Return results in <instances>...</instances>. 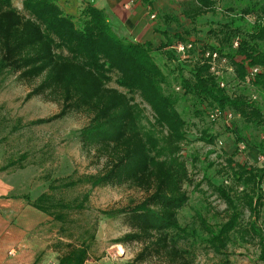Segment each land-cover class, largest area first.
Instances as JSON below:
<instances>
[{
  "label": "trees",
  "instance_id": "obj_1",
  "mask_svg": "<svg viewBox=\"0 0 264 264\" xmlns=\"http://www.w3.org/2000/svg\"><path fill=\"white\" fill-rule=\"evenodd\" d=\"M12 1L0 0V74L9 72L25 82L41 78L24 99L46 97L60 104L57 114L31 124L51 123L73 111L86 113L89 122L80 130L79 141L83 150L93 153L98 162H102L98 173L51 179L48 185L50 193H41L34 201L27 198L30 206L58 225L56 239L47 241V247L57 254L55 264H86L95 241L97 221L87 226H76L70 215L87 209L92 189L125 184L141 189L146 196L142 202L128 209L100 211L107 216H126L130 231L116 243H142V250L137 255L140 261L154 253L166 264H193L186 251L171 239V231L178 224V212L187 202L183 189V185L190 182L187 168L178 158L152 160L138 127L136 106L124 92L107 86L103 76L105 72L116 74L115 82L128 93H138L151 106L157 121L165 123L171 133L177 131V140H182L184 120L175 108L178 97L165 91L169 83L152 56L153 44L149 41L133 43L117 37L104 11L88 3L83 4L77 15L72 17L56 0H21L26 14L15 8ZM141 1L151 15L152 1ZM179 1L181 15L191 23L217 9V0ZM233 1L237 5L242 2L229 0ZM253 2L245 4L239 15L231 16L220 25L217 46H201L202 50H217L229 59L241 55L248 59L250 65H264V48L260 46L264 43V26L247 22L245 27L242 25L247 14L264 17V0ZM226 10L233 11L234 8L227 6ZM160 18L163 25L155 31L161 41L155 50L172 58L171 50L167 49L174 45L173 40L183 44L185 39L177 33L171 35L165 29L173 22L178 23L174 16L163 13ZM235 37L239 43L233 49ZM82 54L92 59L93 64L83 60ZM173 57L176 56L173 54ZM193 57L196 58L187 78L178 69L176 82L181 91L180 98L190 97L198 103L230 108L243 120L264 128L259 109L242 95L230 98L224 89L219 88L202 58L198 59L197 53ZM101 58L106 67L98 63ZM236 70L243 78L245 71L242 66L236 65ZM262 83L264 78L259 77L257 85ZM202 135V140L213 141V136L208 133ZM258 145L264 148V142ZM21 160L16 159L0 167V172L6 167L21 168ZM226 162L252 217L247 233L257 239L258 259L264 263V230L258 225L264 207V168L236 163L232 166L231 158H226ZM221 192L227 198L228 207L234 210L229 192L224 189ZM237 217L233 211L219 227V234L215 237L220 242L225 244L229 234L238 230ZM37 262L36 257L33 264Z\"/></svg>",
  "mask_w": 264,
  "mask_h": 264
},
{
  "label": "rangeland",
  "instance_id": "obj_2",
  "mask_svg": "<svg viewBox=\"0 0 264 264\" xmlns=\"http://www.w3.org/2000/svg\"><path fill=\"white\" fill-rule=\"evenodd\" d=\"M253 1L242 0L241 3L238 2L241 5H237L234 1L217 0L215 12L207 13L191 23L181 15V2L168 0V7L164 8V11L159 10L156 19L153 18L155 21L158 19V26H162L161 14L174 16L178 23L173 22L165 29L171 35L177 33L185 39L183 44L180 43L181 46L191 43L190 49L183 46V51H178L176 47L179 43L176 39L173 40L174 45L167 49L171 50L169 53L172 58L155 50L159 43L153 45L152 52L154 60L169 83L165 89L166 93H173L178 97L175 108L184 120L182 140H177V131L171 133L165 123L157 121L151 106L141 99L138 93H128L117 84L116 74L105 72L103 75L107 86L124 92L136 106L138 127L147 142L152 160L178 158L187 168L190 182L183 185L187 202L178 212V224L171 231V239L186 251L193 264H264L258 259L257 239L247 233L248 223L252 222L250 211L244 204L241 188L231 178L232 170L226 162V158H231L232 166L236 163L251 168H264V162L258 158L259 151L264 150L258 145L259 142H264V128L255 122L243 120L233 112V124L249 145L245 152L239 153L231 144L233 138L223 122L214 123L208 120L207 111L212 106L198 103L190 97L180 98L181 91L176 82L178 69L183 77L190 75L196 50L208 45L217 46V30L220 25L231 16L239 15V10L244 8L245 4H253ZM12 4L22 14H26L22 9L21 0H13ZM157 4L162 8L164 3L157 0ZM227 6L234 10H226ZM242 25L245 27L246 21ZM260 44L264 48V43ZM173 54L176 57H173ZM81 56L83 60L93 64L92 59L83 54ZM98 63L107 66L102 58ZM179 64L181 66L176 68ZM222 70L223 79L227 81L230 91L244 97L251 93L249 88L237 84L233 75L224 68ZM40 80L41 78H38L25 82L9 72L0 74V167L7 166L13 160L23 159L21 168L6 167L0 172L4 185L3 196H16L23 199L27 205L28 200L34 201L41 193H50L48 185L51 179L60 180L71 174H95L102 169V162H98L93 153L83 150L79 141L80 130L89 122L86 113L73 111L51 123L31 124L35 120L57 114L60 109L58 102L46 97L24 99L27 92ZM206 133L213 136L211 143L201 139L202 134ZM219 141L223 146H218ZM221 189L229 192L234 210L228 207L227 198ZM145 196L144 191L127 184L96 187L91 190L87 209L82 213L70 215L76 226H87L97 221L95 241L89 250L86 264H166L154 253L142 261L137 260V255L143 247L142 243H116L117 239L130 231L126 216L100 214V211L131 208L142 202ZM233 211L238 215V230L232 231L224 244L215 236L219 234V227L227 221ZM45 217L48 218L49 225L44 230L40 226L32 231L42 241L53 242L58 225L50 217ZM258 225L264 230V207ZM36 256L38 261L44 257L46 264L56 263L57 254L48 247L42 252L37 251Z\"/></svg>",
  "mask_w": 264,
  "mask_h": 264
},
{
  "label": "crops",
  "instance_id": "obj_3",
  "mask_svg": "<svg viewBox=\"0 0 264 264\" xmlns=\"http://www.w3.org/2000/svg\"><path fill=\"white\" fill-rule=\"evenodd\" d=\"M151 1L152 14L156 19L157 12L168 7V0H161L164 3L162 8L158 6L157 0ZM86 3L104 11L117 37L133 43L149 41L153 45L161 41L160 35L155 31L159 27L158 19H150L149 9L141 0L58 1L65 13L72 17ZM3 186L0 176V264H33L37 251H44L48 244L47 241L37 238L33 231L40 226L44 230L49 225V220L47 221L48 218L42 212L27 205L23 199L3 196ZM11 249L15 250L13 255L9 254ZM37 264H46L45 258H41Z\"/></svg>",
  "mask_w": 264,
  "mask_h": 264
},
{
  "label": "built area",
  "instance_id": "obj_4",
  "mask_svg": "<svg viewBox=\"0 0 264 264\" xmlns=\"http://www.w3.org/2000/svg\"><path fill=\"white\" fill-rule=\"evenodd\" d=\"M155 18L153 14L150 15V19ZM244 19L250 25L259 24L264 26V17H258L256 15H245ZM239 43L238 37H235L232 40V48H237ZM177 46L178 51H183L184 47L186 49L191 48V44L181 46L180 43ZM197 58H202V61L205 62L209 67V73L214 76L219 88L224 89L226 94L230 98H234L239 94L234 93L229 90V85L227 81H224L223 70L224 68L229 74L233 75V79L237 84L245 86L251 90V93L246 96V100L249 104H252L255 108L259 109L262 120H264V83L257 85V79L259 77L264 78V65H250L245 56L235 55L232 59L221 55L217 50H210L206 48L202 50L201 48L197 49ZM236 65L242 66L245 71L244 77L240 78L236 70ZM234 110L230 108H220L219 106L213 104L207 111V117L210 122L221 121L230 131V135L233 138L231 144L239 152L243 153L248 148L247 140L238 133V129L233 124L235 119ZM218 146H223V143L219 141ZM259 159L264 162V150L259 151ZM9 254H14V249L9 251Z\"/></svg>",
  "mask_w": 264,
  "mask_h": 264
}]
</instances>
